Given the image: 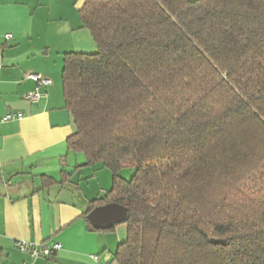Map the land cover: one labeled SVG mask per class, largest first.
Returning a JSON list of instances; mask_svg holds the SVG:
<instances>
[{"label": "trees", "instance_id": "obj_1", "mask_svg": "<svg viewBox=\"0 0 264 264\" xmlns=\"http://www.w3.org/2000/svg\"><path fill=\"white\" fill-rule=\"evenodd\" d=\"M79 16L97 52L64 55L68 150L112 174L88 230L126 225L117 264H264V0H84ZM105 206L123 218L96 227Z\"/></svg>", "mask_w": 264, "mask_h": 264}, {"label": "crops", "instance_id": "obj_2", "mask_svg": "<svg viewBox=\"0 0 264 264\" xmlns=\"http://www.w3.org/2000/svg\"><path fill=\"white\" fill-rule=\"evenodd\" d=\"M83 5L0 0V264H117L114 254L127 238V227L88 230L89 205L110 190L112 174L99 165L75 169L86 158L69 153L67 145L75 124L63 94L64 55L97 52L81 27ZM31 74L52 80L39 102L26 99L37 88ZM10 114L15 118L4 121ZM63 170L72 175L68 183L44 188V177L60 181ZM21 241L62 249L34 259L17 247Z\"/></svg>", "mask_w": 264, "mask_h": 264}, {"label": "built area", "instance_id": "obj_3", "mask_svg": "<svg viewBox=\"0 0 264 264\" xmlns=\"http://www.w3.org/2000/svg\"><path fill=\"white\" fill-rule=\"evenodd\" d=\"M9 37H11V36H9ZM29 78H31L37 82V88L33 92L29 93L26 96V99L31 101V102H39L44 96L41 93V90L51 86L52 80L49 78H46L42 75H36V74H31L29 76ZM16 117L18 119H22L23 116L21 114H18V115H16ZM13 118H15V116L10 114L4 118V121H9V120H12ZM17 247L22 251H28L30 253L31 257L34 259L39 258V257L50 258L53 256V254L56 251H59L62 249V246L60 244H57V243L52 244V245L35 246L31 243H27V242H23V241L18 242ZM93 259L97 261L98 257L93 256Z\"/></svg>", "mask_w": 264, "mask_h": 264}, {"label": "water", "instance_id": "obj_4", "mask_svg": "<svg viewBox=\"0 0 264 264\" xmlns=\"http://www.w3.org/2000/svg\"><path fill=\"white\" fill-rule=\"evenodd\" d=\"M123 211L113 207H97L93 209L87 216V218L99 228H109L119 223L123 218ZM214 244L224 245L226 242L223 240H213Z\"/></svg>", "mask_w": 264, "mask_h": 264}, {"label": "rangeland", "instance_id": "obj_5", "mask_svg": "<svg viewBox=\"0 0 264 264\" xmlns=\"http://www.w3.org/2000/svg\"><path fill=\"white\" fill-rule=\"evenodd\" d=\"M105 172H106V174H110L111 175V173H110V171H108V170H105ZM133 170H131V169H126V170H124V171H122L121 173H120V176L121 177H123V178H125V179H130L132 176H133ZM102 177V176H101ZM112 177V176H111ZM112 180V179H111ZM111 187H112V182L110 183V186H109V189H111ZM124 228L126 229V225H124V224H121V225H118L113 231H110V232H108V233H117V231H119V230H124Z\"/></svg>", "mask_w": 264, "mask_h": 264}]
</instances>
